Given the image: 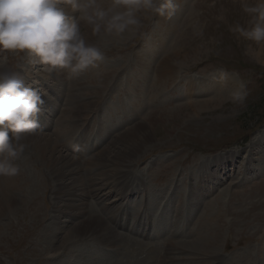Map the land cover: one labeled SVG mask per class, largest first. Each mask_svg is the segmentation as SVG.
<instances>
[{"label":"rangeland","instance_id":"rangeland-1","mask_svg":"<svg viewBox=\"0 0 264 264\" xmlns=\"http://www.w3.org/2000/svg\"><path fill=\"white\" fill-rule=\"evenodd\" d=\"M176 3L171 19H144L146 38H97L84 29L105 58L72 78L29 63L25 53L0 52V68L20 73L39 92L45 88L49 98L41 115L43 131L37 134H53L65 113L75 109L73 137L60 146L63 158L73 157L76 167L86 160L83 152L72 154L65 147L70 150L88 120L92 132L99 124L101 141L88 155V165L77 170L78 179L62 190L50 166L40 160L25 164L24 174L37 184L36 191L10 218H0V264H157L158 259L159 264H264V44L229 31L237 22L247 26L240 0ZM167 59L174 64L162 68ZM237 91L247 93L242 102L233 99ZM117 147L136 152L121 179L119 166L105 163L117 158ZM210 171L220 173L221 184L208 180ZM244 177L248 181L240 183ZM73 186L85 200L82 211L67 206L58 193H70ZM214 197L220 203L213 204ZM161 201L165 208L161 205L154 217L161 234L154 238L153 227L139 229L152 235L142 240L146 251L133 236L127 239L130 231L112 222L117 212H157ZM80 221L99 234L63 248L71 234L84 230ZM109 227L114 232L105 230ZM112 236L124 251H116L117 244L106 246ZM211 237L216 241L211 243Z\"/></svg>","mask_w":264,"mask_h":264},{"label":"clouds","instance_id":"clouds-1","mask_svg":"<svg viewBox=\"0 0 264 264\" xmlns=\"http://www.w3.org/2000/svg\"><path fill=\"white\" fill-rule=\"evenodd\" d=\"M240 6L249 17L247 26L237 22L229 31L264 44V0H240ZM178 7L176 0H0V52L25 53L29 63L45 66L49 73L59 69L77 76L105 58L84 29L97 38H146L144 19H171ZM246 95L237 91L233 99L242 102ZM44 104L41 92L20 73L0 68V176L19 174L17 162L29 147L28 137L43 131Z\"/></svg>","mask_w":264,"mask_h":264},{"label":"bare ground","instance_id":"bare-ground-1","mask_svg":"<svg viewBox=\"0 0 264 264\" xmlns=\"http://www.w3.org/2000/svg\"><path fill=\"white\" fill-rule=\"evenodd\" d=\"M174 23V22H173ZM158 54V53H157ZM168 58V57H167ZM172 59V58H171ZM171 59H167V60H164L162 61V68L164 67H167L171 64H174V61L171 60ZM171 60V61H170ZM157 64V63H156ZM161 68V67H160ZM158 70V69H157ZM57 72V71H56ZM46 77V76H45ZM103 83V82H102ZM89 85V84H88ZM88 93V92H87ZM87 95V94H86ZM88 97V96H87ZM71 99V98H70ZM72 100V99H71ZM70 100V101H71ZM84 103V102H83ZM58 104V103H57ZM70 104V103H69ZM80 105V104H79ZM85 106V104H84ZM71 107V106H70ZM45 108V107H44ZM71 109V108H70ZM77 109V108H76ZM81 109V108H80ZM86 110V109H85ZM68 111V110H66ZM74 111L75 109L66 112L65 114V117L63 116V119H60L62 120V123L59 124V129H57V131H54L53 134H36L34 136H29L26 143L29 145V147L27 148V150L25 151L26 153L27 152H32V154L29 156L25 155L26 153H24L23 157L17 162L20 166V172L18 175L16 176H13V177H6V176H0V193L1 196H0V218H4L5 216L8 217V215L12 214V213H16L17 211V207H19L22 203H23V199L29 195V194H33L34 191H36V186L37 184L34 183L31 178L29 177H26V175L24 174V169L23 167L25 166V164H29V163H32L34 164V162L32 161H35L36 160H40L45 166H50L52 168L53 171H55V174L57 175L56 178L57 180L59 181L58 185L59 187L62 189H64L65 187H67L71 181L73 182V180H77L78 178L76 177V174H77V170H82L85 168V166L88 165V161L85 160L82 163L79 162V165L76 167L75 166V161L73 159V157H67V154L66 157L64 156H61L60 155V152H61V149H60V146L63 144L65 145L64 143V140L66 141L70 135H72L73 133V124L74 122H71V119L73 118L72 116H74ZM78 111V110H77ZM76 111V113H77ZM61 117V116H60ZM73 120V119H72ZM54 125V124H53ZM102 125V124H101ZM69 129H68V128ZM56 129V128H55ZM71 129V131H70ZM100 133V132H99ZM122 133V132H121ZM171 133H169L168 135H170ZM82 136V135H81ZM73 137V135H72ZM67 138V139H66ZM85 139V138H84ZM63 140V141H62ZM70 141V140H68ZM72 141V140H71ZM70 141V142H71ZM130 141V140H129ZM129 141H126V142H129ZM130 143V142H129ZM128 143V144H129ZM132 143V142H131ZM68 144V143H67ZM66 144V145H67ZM113 145V144H112ZM132 146V145H131ZM63 150V149H62ZM117 152L114 154L117 158H114V157H111V158H108L107 161L105 163H116L120 169V179L122 177H124V175L122 174V171L129 167L128 166V163L131 162V159L134 158L133 155L136 154V152L134 150H132L131 148L127 150H123L122 147H120L118 149L117 147ZM64 151V150H63ZM62 151V152H63ZM29 152V154H30ZM106 152V151H105ZM113 152V151H112ZM109 154V153H108ZM111 154V153H110ZM121 155V156H120ZM230 156V157H233L235 154H230L228 153L227 156ZM74 156V155H73ZM82 156V155H81ZM80 156V157H81ZM102 156V155H101ZM226 156V157H227ZM121 157V158H120ZM84 159H85V156H84ZM96 159V158H95ZM97 160V159H96ZM98 161V160H97ZM78 162V161H77ZM94 162V161H93ZM96 162V161H95ZM42 164V166H43ZM94 164V163H93ZM98 165H101V163H97ZM107 165V164H106ZM111 165V164H110ZM208 165V164H207ZM89 167V166H88ZM111 167V166H110ZM227 167V166H226ZM87 168V167H86ZM27 169V166L26 168ZM223 170L222 171H225V173L227 172L224 167L222 168ZM251 169V168H249ZM41 169H39L40 171ZM256 170V169H255ZM37 171V170H36ZM86 171V170H84ZM117 171V170H116ZM261 171H264V168L262 167ZM82 172V171H81ZM258 172V171H257ZM28 173V172H26ZM79 173V172H78ZM80 174V173H79ZM218 174H220L218 172ZM217 173L213 174L211 173V171L209 172V175H208V180L213 182V184L217 181V183H215L214 185L217 186L219 184H221L220 182L222 181V177L219 178V175ZM247 174V173H246ZM28 175V174H27ZM246 176V175H245ZM81 179V178H80ZM104 179V178H103ZM119 179V182L118 184L121 186L122 185V180ZM246 181H248V178L247 177H244V179L240 180V183H245ZM82 182V181H80ZM126 182V181H125ZM36 184V185H35ZM77 184V183H76ZM106 184V183H105ZM79 185V184H78ZM85 185V184H84ZM213 185V186H214ZM70 186V185H69ZM73 190L68 193V192H64V191H60L58 192L60 195H62V197L65 198V201H66V205L67 206H73L75 207L74 209L78 210V211H82V208L84 205V202L85 200L83 198H81V193L80 192H77V188L75 189L74 186L72 187ZM86 188V187H85ZM215 188V187H214ZM128 190V189H127ZM66 191V190H65ZM69 191V190H68ZM79 191V190H78ZM115 191V190H114ZM82 192V191H81ZM111 192V191H110ZM109 192V193H110ZM119 193V192H118ZM223 193V192H222ZM220 193V196L221 197V194ZM84 194V193H83ZM224 194V193H223ZM222 194V195H223ZM129 195V194H128ZM127 196V195H126ZM58 197V196H57ZM28 198V197H27ZM120 198V197H119ZM224 198V197H223ZM222 198V199H223ZM115 199V198H114ZM215 199V197H214ZM221 199V200H222ZM60 200V199H59ZM116 201V200H115ZM212 201V200H211ZM220 198L219 199H215V201H212L213 204L214 202L216 203H220ZM113 202V201H112ZM109 203V202H108ZM87 204V203H86ZM118 204V203H117ZM19 205V206H18ZM63 205V204H62ZM65 205V204H64ZM89 205V204H88ZM208 205V204H207ZM127 206V205H126ZM196 206V205H195ZM72 207V208H73ZM212 207V208H211ZM64 208V206H63ZM215 206L211 204L210 206V209H214ZM21 209V208H20ZM207 209V207H206ZM27 210V209H26ZM121 210V208H120ZM119 210V211H120ZM216 210V208H215ZM221 210V209H220ZM63 211V210H62ZM67 211V210H66ZM71 211V210H70ZM85 211V210H84ZM112 211V210H110ZM124 211V210H122ZM211 211V210H210ZM18 212H19V209H18ZM17 212V213H18ZM209 212V211H208ZM215 212V211H214ZM73 213V212H72ZM97 214V213H96ZM204 214V213H203ZM221 214V213H220ZM16 215V214H15ZM82 215V214H81ZM94 215V214H93ZM90 216V215H89ZM220 216H223V215H220ZM218 216V217H220ZM91 217V216H90ZM89 217V218H90ZM95 217V216H94ZM99 217V216H98ZM10 218V217H8ZM17 218V217H16ZM80 218V217H79ZM88 218V219H89ZM96 218V217H95ZM101 218V217H100ZM59 219V218H58ZM87 219V220H88ZM234 219V218H233ZM233 219L230 223H233ZM10 220V219H9ZM104 220V219H102ZM3 221H6V220H3ZM21 221V220H19ZM17 221V222H19ZM101 221V220H100ZM1 222V221H0ZM81 222V221H80ZM90 222V221H89ZM99 222V221H98ZM106 222V221H104ZM103 223V222H102ZM17 224V223H16ZM82 226L85 225L84 227V230H82L81 232L80 229L77 230V234H71L70 237L64 242L63 244V248L65 245H67L71 240H74L76 238H80V237H85V236H89L90 234L92 236L94 235H98L100 230L98 228H93L91 227V224H90V228L88 226V222H81ZM80 224V226H81ZM96 224V223H95ZM105 224V223H104ZM108 224V223H107ZM61 226V225H60ZM105 226V225H104ZM108 226V225H107ZM59 227V226H58ZM95 227V226H94ZM97 227V226H96ZM60 229V228H59ZM102 229V228H101ZM104 229H102L101 231H103ZM105 230L107 232H110L114 230L112 228H105ZM216 232V231H215ZM75 233V232H74ZM109 233V234H110ZM104 234V233H103ZM213 234V233H211ZM106 235V234H105ZM111 237V236H110ZM118 237V236H117ZM116 237V238H117ZM86 238V237H85ZM90 238V237H89ZM96 238V237H95ZM103 238V237H102ZM205 238V237H204ZM93 239V238H92ZM207 239V238H206ZM205 239V240H206ZM103 240V239H102ZM105 240H106V237H105ZM117 239H115L113 236H112V240L111 242L110 241H106L104 243H106V246H109V247H115V245H119L120 246V242L117 241ZM135 240V239H134ZM211 243L215 242L216 239H209ZM101 241V240H100ZM125 244V243H124ZM116 245V246H117ZM206 245V244H205ZM125 246V245H124ZM212 246V245H211ZM123 246H120V247H117L116 251H120V250H123L122 248ZM153 247V246H152ZM150 248V247H148ZM114 249V248H113ZM125 249V248H124ZM146 249V248H145ZM148 250V249H147ZM124 251V250H123ZM152 251V248L150 249V252ZM210 251V250H209ZM264 252V251H263ZM133 253V252H132ZM135 253V252H134ZM264 254V253H263ZM262 254V256H264ZM134 256V255H133ZM137 256V255H136ZM127 257V256H126ZM129 257V256H128ZM147 259V258H146ZM128 261V260H127ZM62 262V261H61ZM77 262V260H76ZM162 262V261H161Z\"/></svg>","mask_w":264,"mask_h":264}]
</instances>
